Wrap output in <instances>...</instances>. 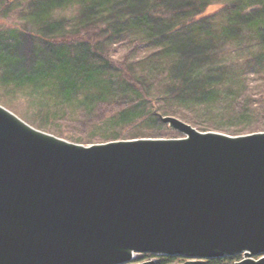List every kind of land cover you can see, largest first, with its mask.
Wrapping results in <instances>:
<instances>
[{
	"label": "water",
	"instance_id": "water-1",
	"mask_svg": "<svg viewBox=\"0 0 264 264\" xmlns=\"http://www.w3.org/2000/svg\"><path fill=\"white\" fill-rule=\"evenodd\" d=\"M159 118L184 136L86 146L0 105V264H264V132Z\"/></svg>",
	"mask_w": 264,
	"mask_h": 264
},
{
	"label": "rangeland",
	"instance_id": "rangeland-1",
	"mask_svg": "<svg viewBox=\"0 0 264 264\" xmlns=\"http://www.w3.org/2000/svg\"><path fill=\"white\" fill-rule=\"evenodd\" d=\"M132 1L0 0V35L15 31L26 41L27 51L49 48L56 56L65 48L72 56L85 51L88 62L102 65L103 70L100 82L81 86L78 93L104 92L116 104L103 106L102 117L133 105L145 113L106 124L98 118V111L88 113L86 104L78 99H60L46 106L43 100L50 97L48 91L37 92L32 82H0V105L39 130L86 146L184 136L163 122L154 125L147 121L150 111L176 117L204 133L241 136L264 132V0L182 1L198 12V20L203 19V30L194 35L208 39L195 56L198 61L190 78L176 69L180 42L170 35L175 29L189 28L183 27L177 13L158 10L165 5L162 0H147L148 12H158L137 21ZM248 13L252 19L241 17ZM152 26L165 27L162 38L150 36ZM124 73L143 91L140 98L122 94L126 103L118 105L115 100L124 90ZM49 78L44 76L42 88L50 83ZM108 81H114L115 92L104 91ZM80 111L84 113L78 114ZM162 258L145 256L137 262L158 264ZM231 258L235 264L244 255Z\"/></svg>",
	"mask_w": 264,
	"mask_h": 264
},
{
	"label": "trees",
	"instance_id": "trees-1",
	"mask_svg": "<svg viewBox=\"0 0 264 264\" xmlns=\"http://www.w3.org/2000/svg\"><path fill=\"white\" fill-rule=\"evenodd\" d=\"M183 0H162L165 3L164 6L159 7L158 10H168L177 13L181 18L183 27L189 28L187 31H181L185 28H180L172 32L171 37L179 39V44L176 48V69L185 73L187 77L194 72L195 64L198 58L195 57L199 53V50L206 46L208 42L207 37L204 35H194L196 32L203 30V19L198 20L199 15L195 10H190L184 6ZM134 10L137 12L135 19L137 21L146 20L149 17H154L153 14L158 11L148 12L147 0H134L132 1ZM160 4V3H159ZM148 9V10H147ZM145 11L140 14L139 12ZM147 10V11H146ZM244 19H252V14H244L241 16ZM198 20V21H197ZM165 27L152 26L150 36L154 38H162L164 35ZM197 29V30H196ZM9 35H0V82L7 85H18L23 83L32 82L35 90L40 92L43 90L48 91L49 98L42 99L46 106L52 103L56 104L58 100L64 99V101H74L75 99L81 100L88 107L89 112L98 111V114L105 123L117 122L119 119H125L128 116H135L142 114L144 110H140V106L130 108H124L122 111L114 110L112 114L106 117L101 114L102 107L105 105L112 106V102L108 101V98L104 95V92L98 94H92L86 92L79 94V87L91 86L94 83L101 81L102 65H94L89 63L86 59L85 51L80 52L79 55H71V52L66 48L63 54L54 55L51 49H43L39 47L26 50V41L20 35H17L15 31H10ZM49 75L50 83L44 88L40 86L44 81V76ZM186 82V78L183 79ZM109 87L104 89L105 92H115L114 81H108ZM122 85L124 90L121 92V96L118 95L115 100L118 105H123L126 102L122 94H130L131 97L140 98L142 96V88L135 83V80L124 73ZM107 87V86H106ZM39 90V91H38ZM108 90V91H107ZM44 92V91H43ZM116 96V95H115ZM140 96V97H139ZM120 98V101L118 100ZM119 102V103H118ZM125 102V103H124ZM140 110V111H139ZM143 111V112H141ZM84 113L82 111L78 114ZM145 113V112H144ZM144 115V114H143ZM147 121L154 125H161L159 115L150 111L146 116ZM117 124V123H116ZM239 258V257H238ZM237 258V259H238ZM235 258L227 257L222 259H214L207 262V264H232ZM173 261L171 258H162L161 264H171Z\"/></svg>",
	"mask_w": 264,
	"mask_h": 264
},
{
	"label": "flooded vegetation",
	"instance_id": "flooded-vegetation-1",
	"mask_svg": "<svg viewBox=\"0 0 264 264\" xmlns=\"http://www.w3.org/2000/svg\"><path fill=\"white\" fill-rule=\"evenodd\" d=\"M145 256H148V257H154L155 255H151V254H146ZM163 258H171V260L173 261L171 264H181V263H184L187 259L183 258V257H165V256H162ZM153 262V261H152ZM158 264H161V263H158Z\"/></svg>",
	"mask_w": 264,
	"mask_h": 264
},
{
	"label": "built area",
	"instance_id": "built-area-1",
	"mask_svg": "<svg viewBox=\"0 0 264 264\" xmlns=\"http://www.w3.org/2000/svg\"><path fill=\"white\" fill-rule=\"evenodd\" d=\"M135 256L137 257V256H142V259L145 257V254H135ZM140 260V259H139ZM134 263H136V264H141V262H137V259L135 260V262Z\"/></svg>",
	"mask_w": 264,
	"mask_h": 264
}]
</instances>
